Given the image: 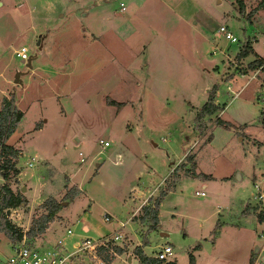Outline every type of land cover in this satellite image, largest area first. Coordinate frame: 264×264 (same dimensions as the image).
I'll return each instance as SVG.
<instances>
[{
    "label": "rangeland",
    "instance_id": "rangeland-1",
    "mask_svg": "<svg viewBox=\"0 0 264 264\" xmlns=\"http://www.w3.org/2000/svg\"><path fill=\"white\" fill-rule=\"evenodd\" d=\"M261 1L241 0L240 14L238 0H0V105L13 94L24 114L8 140L22 173L7 182L24 202L4 213L26 233L47 199L63 203L45 233L27 244L62 240L71 252L76 242L124 223L133 256V241L147 237V256L169 245L176 264H190V255L194 264H246L250 251L254 264H264V223L257 219L264 212L253 188L264 189V88L256 85L264 71L246 69L256 56L264 59ZM245 43L255 52L237 60ZM23 47L25 62L16 55ZM214 85L222 109L198 135L193 121ZM108 99L129 105L119 110ZM174 174L160 226L147 233L139 223L142 200L152 191L158 197ZM74 189L77 197L66 201ZM201 191L204 197L196 195ZM11 247L0 234V264ZM114 259L110 264H127Z\"/></svg>",
    "mask_w": 264,
    "mask_h": 264
},
{
    "label": "trees",
    "instance_id": "trees-1",
    "mask_svg": "<svg viewBox=\"0 0 264 264\" xmlns=\"http://www.w3.org/2000/svg\"><path fill=\"white\" fill-rule=\"evenodd\" d=\"M238 5L239 13L244 14V6L241 0H238ZM263 6L264 0L261 1L259 8ZM250 54H253L252 46L250 43H245L243 46H241L239 53L235 58L237 60L245 59ZM246 69L247 73L249 71L253 72L256 70L264 71V59L256 56L253 61L248 63ZM243 74L245 75L246 73ZM216 89L217 86L214 85L208 95L207 101L197 111L193 121V133L202 135L207 128V119L222 109L220 106H217L214 103ZM107 104L109 106H115L118 109L125 105V103H116L109 99L107 101ZM23 116V112H21L15 104L13 94L9 98H3L0 107V160H5L0 162V176L5 181V184L0 185V234H3L12 244L19 243L24 238L25 240H29L44 234L46 229L48 228V225L56 219L57 215L63 209V203H58L54 199H47L43 203V205H41V208L45 210V213H42L38 217L33 218L31 227L26 233H23L21 230L12 225L6 217V213H4V211L6 210H14L19 208L23 205L24 202L23 196L14 193L7 183L12 176L17 177L19 174L15 167V159L18 158L19 152L12 146L8 145V140L17 130L18 124L22 120ZM216 124L225 129H229L231 127L229 123H225L221 119H217ZM37 128L40 127L38 126ZM211 139L212 137H209L210 141ZM187 160L191 162L192 157H188ZM191 175L193 177H201L203 179L209 178L206 175L196 174L194 172H192ZM176 180L177 176L175 174L172 175V179L168 183L167 187L159 193L158 197L149 198L148 204L144 205L141 208L142 215L139 218V223L142 225H148L147 233L158 230L160 226L158 219L160 203L167 195V193L172 191L175 186ZM79 192L80 191L78 189H74L72 192L67 194L66 201H72L73 199H75ZM257 219L259 224L264 223V213L259 214ZM148 245L149 240L147 239V237H144L142 239L141 245L134 248L133 253L137 259L138 264H175L173 261L163 262L153 257L147 256L144 252V248ZM115 250L118 255H121L123 253L122 249L116 248ZM254 256H250L249 264H254ZM189 261L190 264H194L195 258L190 255Z\"/></svg>",
    "mask_w": 264,
    "mask_h": 264
},
{
    "label": "built area",
    "instance_id": "built-area-1",
    "mask_svg": "<svg viewBox=\"0 0 264 264\" xmlns=\"http://www.w3.org/2000/svg\"><path fill=\"white\" fill-rule=\"evenodd\" d=\"M219 32L229 42L237 43V39L225 27H220ZM16 55L23 62L28 60L27 49L24 47ZM107 146L108 143L106 142L103 147ZM79 156H82V154L79 153ZM262 157L264 162V151L262 152ZM33 162L34 159L32 160ZM81 162H83V159H81ZM32 163L29 164L30 167L33 166ZM253 188L255 190L254 199L264 212V189L258 183ZM196 195L204 197L205 193L201 191L197 192ZM109 221L110 218L105 216L104 222L107 223ZM124 228L125 224L120 223L118 229L110 235L95 240L86 238L78 241L72 245L71 252L64 247L62 240L57 241L53 246L45 248L42 245L39 247L30 246L24 238L21 242L12 244V254L3 264H76L81 259L83 260L81 261L82 264H110L118 256L115 249H125L127 238L122 232ZM66 234L68 237L73 235L70 230H67ZM172 255V248L169 245H164L150 257L159 261L170 262Z\"/></svg>",
    "mask_w": 264,
    "mask_h": 264
},
{
    "label": "crops",
    "instance_id": "crops-1",
    "mask_svg": "<svg viewBox=\"0 0 264 264\" xmlns=\"http://www.w3.org/2000/svg\"><path fill=\"white\" fill-rule=\"evenodd\" d=\"M264 7V6H263ZM260 8H262V7H260ZM259 13H260V11H259ZM88 15V13L87 14H84L83 15V17H86ZM254 43H252L251 44V46H252V50H253V53L255 52V49H254V45H253ZM149 63V65H151L152 63L151 62H148ZM248 64V63H247ZM145 66V65H144ZM142 69V68H141ZM259 84V85H258ZM261 84V85H260ZM256 85L257 86H259L260 88H264L263 86H264V83L262 82H260L259 80L258 81H256ZM109 98V97H108ZM122 103H125V105L124 106H122L120 109H122L123 107H125L126 105H129L128 103H126V102H122ZM1 106V105H0ZM119 109V110H120ZM119 110H117L116 111V113H115V117L119 114ZM42 127V126H41ZM41 129V128H40ZM32 161V160H31ZM32 163V162H31ZM83 163V162H82ZM146 166H143V168H145ZM146 170H148L149 171V169H148V167H146L145 168ZM150 172V171H149ZM148 172V173H149ZM21 173L22 172H19V174H18V176H19V178H18V180H20V176H21ZM153 173H151V175H152ZM17 176V177H18ZM79 189V188H78ZM80 191V190H79ZM134 188H132V191L130 192V193H134ZM151 191H148V193H150ZM151 193H153V191L151 192ZM151 193L150 194H148L146 197H144L143 198V200H142V203H141V207H140V210H141V208L144 206V205H147L148 204V201H149V198H151L152 197V195H151ZM137 196L138 197H141L142 196V193H140V192H138L137 193ZM77 197V196H76ZM132 219H133V217H132ZM140 225H142V224H140ZM125 226H126V224H125ZM143 226V225H142ZM83 231L84 232H89V229H88V227L86 226V225H84L83 226ZM48 233H49V230L47 231ZM129 240H132L133 241V239L132 238H130L129 237ZM53 241V239H52V237L50 236V239L48 240V242L49 243H53L52 242ZM59 241V240H58ZM57 242V241H56ZM63 242V241H62ZM133 242H135V244H134V247H133V249L135 248V247H137V246H140L141 244H139V242L138 243H136V241H133ZM44 245H46V243H44ZM43 245V246H44ZM52 245V244H51ZM50 245V246H51ZM45 247V246H44ZM130 249H129V246H126L125 247V249L123 250V253L121 254V255H118L115 259H116V261H115V259H114V261H115V263H117V262H122V263H129V264H132V262H133V260L135 259L134 258V256L132 255V253H131V250L129 251ZM251 254H252V251H250L249 253H248V256H246V259H245V263L246 264H249V258H250V256H251ZM254 254V253H253ZM136 260V259H135ZM138 263V262H137ZM176 264V263H175Z\"/></svg>",
    "mask_w": 264,
    "mask_h": 264
},
{
    "label": "water",
    "instance_id": "water-1",
    "mask_svg": "<svg viewBox=\"0 0 264 264\" xmlns=\"http://www.w3.org/2000/svg\"><path fill=\"white\" fill-rule=\"evenodd\" d=\"M28 66H29V64H28ZM30 67V66H29ZM14 84L15 85H21V80H20V75L19 74H17L16 75V77H15V79H14ZM23 190H25V187H23ZM258 249H256V251H255V253H258Z\"/></svg>",
    "mask_w": 264,
    "mask_h": 264
}]
</instances>
